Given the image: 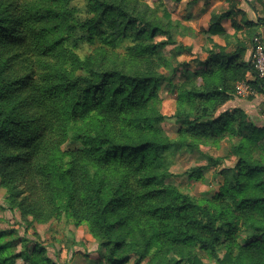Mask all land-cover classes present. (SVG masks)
Instances as JSON below:
<instances>
[{"label": "trees", "instance_id": "16d2710c", "mask_svg": "<svg viewBox=\"0 0 264 264\" xmlns=\"http://www.w3.org/2000/svg\"><path fill=\"white\" fill-rule=\"evenodd\" d=\"M225 1L228 8L211 15L210 34L223 33L221 21L240 11L239 0ZM152 11L139 0H0V176L9 206L86 223L107 264H204L203 255L214 264H264V125L241 108L216 115L236 97V84L255 75L243 60L249 40L237 38L230 49L207 39L202 66L174 88L181 127L171 139L159 128L165 115L156 91L171 82L159 73L166 64L159 49L176 41L169 13L151 20ZM137 23L167 40L120 52L115 42ZM250 81L264 93V79ZM227 133L240 135L236 170L222 174L214 197L168 182L163 152L183 145L200 152V142ZM67 140L81 147L62 150ZM256 149L263 155L254 157ZM4 237L0 264L19 257L59 264L42 244L16 253L14 238Z\"/></svg>", "mask_w": 264, "mask_h": 264}, {"label": "rangeland", "instance_id": "374dc122", "mask_svg": "<svg viewBox=\"0 0 264 264\" xmlns=\"http://www.w3.org/2000/svg\"><path fill=\"white\" fill-rule=\"evenodd\" d=\"M139 2L145 3L153 10L151 20L161 18L163 11L170 15L172 34L176 44L165 45L159 49L160 55L166 59V64L160 66L158 70L159 73L169 76L171 82L169 84L167 80L161 81L156 94L157 106L165 115L159 123V128L169 138L177 139L181 125L175 118L176 91L174 88L181 83L186 71L202 66V61L206 56L205 47L210 45L208 38L221 41L230 49L237 38L248 39L251 45V39L261 34L255 28V23L248 21V17L257 15L256 12L259 11L261 5L255 0H240L238 4L240 11L236 12L235 20L223 19L221 25H224L222 26L224 32L213 35L207 30L211 15L228 8L225 0H181L179 2L139 0ZM137 33L141 34L137 35ZM166 40L165 35L158 34L151 37L146 34L145 27L137 23L134 30L128 32L125 37L118 38L115 45L116 49L123 52L127 47L135 44H155ZM178 44L187 46L189 49L180 50ZM90 49V44H86L84 50ZM169 65L177 70L170 73ZM247 79L250 81L254 78L248 75ZM235 108H241L255 125H264L263 92L256 90L249 96H236L234 100L226 102L216 115ZM236 125L237 123L234 122V126ZM239 140L240 135L227 133L223 136L209 138L207 142H200V152L189 151L184 145L163 152V160L168 166V171L172 173L168 182L175 185L181 192L199 199L214 197L224 181L222 174H231L236 170L235 163L238 156L232 150L238 146ZM79 147H81L79 142L67 140L61 149L72 150ZM203 154L216 159L214 160L216 163ZM261 155H263L261 149H256L253 153L254 157ZM65 159H68L67 155ZM204 165L209 166L200 176L195 177L190 174L192 168ZM22 195L28 196V193L25 192ZM9 197H11L10 189L0 176V234L5 236V239L14 238L11 241L15 243L13 251L16 253L23 249L31 251L39 243L45 247L46 255L59 264H107L103 259V249L98 248L97 240L86 223L76 225L66 215L60 218H42L41 216L35 218L25 210L26 204L11 208L8 203ZM21 197L17 198V202L21 201ZM9 232L10 234L7 235ZM202 261L204 264H214L206 255H203ZM13 264H29V262L19 257Z\"/></svg>", "mask_w": 264, "mask_h": 264}, {"label": "built area", "instance_id": "2783aa9c", "mask_svg": "<svg viewBox=\"0 0 264 264\" xmlns=\"http://www.w3.org/2000/svg\"><path fill=\"white\" fill-rule=\"evenodd\" d=\"M249 61L253 67L255 77L264 79V41L260 35H256L252 40ZM255 91L256 88L247 78L239 81L235 86L236 96L239 97L249 96L254 94Z\"/></svg>", "mask_w": 264, "mask_h": 264}, {"label": "crops", "instance_id": "0c3cea01", "mask_svg": "<svg viewBox=\"0 0 264 264\" xmlns=\"http://www.w3.org/2000/svg\"><path fill=\"white\" fill-rule=\"evenodd\" d=\"M239 2H240V0H239ZM255 2L256 3H259V2H257V0H255ZM259 5H261V8L258 9L259 11L256 12L257 13V15H255L256 17L255 16H249L248 17L249 18L248 21L255 23L254 24L255 28L258 29V31H259L258 33L261 34L260 35L261 38L264 39V19H263L264 17H262L263 14H264V5L263 4H260V3H259ZM259 13H261V14H259ZM227 19H229L230 21H232L231 18H227ZM233 20H235V15H234V19ZM222 26H224V25H222ZM224 28L227 30L226 27H224ZM227 31L228 32H231L229 30H227ZM210 36L211 37H214L213 35H210ZM213 40L215 41V39H213ZM215 42H217V43H219L221 45L225 44V43H223L221 41H218V40H216ZM248 43H249V41H248ZM251 46H252V40H251V45H249V47L247 48V50L244 53L243 60H248L249 61V59H250ZM248 75H250L252 78H254V76H255V75H253L251 73H248L247 76H246V78H248Z\"/></svg>", "mask_w": 264, "mask_h": 264}]
</instances>
